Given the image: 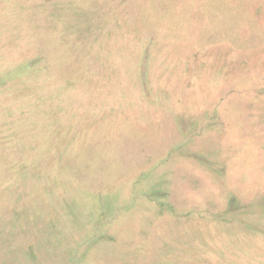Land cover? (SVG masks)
<instances>
[{"label":"rangeland","instance_id":"374dc122","mask_svg":"<svg viewBox=\"0 0 264 264\" xmlns=\"http://www.w3.org/2000/svg\"><path fill=\"white\" fill-rule=\"evenodd\" d=\"M0 264H264V0H0Z\"/></svg>","mask_w":264,"mask_h":264}]
</instances>
